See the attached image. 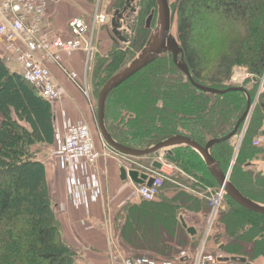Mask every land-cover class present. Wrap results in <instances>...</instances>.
<instances>
[{
    "label": "trees",
    "instance_id": "trees-1",
    "mask_svg": "<svg viewBox=\"0 0 264 264\" xmlns=\"http://www.w3.org/2000/svg\"><path fill=\"white\" fill-rule=\"evenodd\" d=\"M142 2L133 28L138 40L143 41L150 32L147 18L156 4L155 0ZM177 17V39L193 79L202 86L226 92L199 89L177 67L172 54L163 53L108 95L107 129L125 146L146 149L174 135L189 137L205 146L209 140L232 132L246 110V93L228 90L237 86L248 89L233 84L237 68L246 69L249 75L244 84H250L248 92L252 99L261 84L264 88V0H178ZM132 42L130 48L139 41ZM128 53L126 45H114L104 64L106 74L97 77L101 83L125 65ZM169 67L177 77L165 76L164 69ZM0 116V264H79L76 251L62 235L45 163L31 152L37 144L56 142L52 102L44 99L22 73L11 68L1 53ZM263 125L261 95L234 164L231 166L236 150L232 138L210 150L225 173L231 168L230 181L240 192L261 204H264V174H254L248 164L250 158L263 150L253 145V138L264 129ZM154 156H146V166ZM163 158L198 178L200 187L195 188L208 197L219 190L203 158L191 147H177ZM166 183L176 187L180 182L169 177ZM188 188L193 189L192 185ZM186 196L178 194V198ZM199 204L198 211L209 215L207 196ZM223 204L218 221L226 232L215 235L217 241L221 237L226 240L222 249L253 261L250 255L242 253L249 244L255 251L254 257L264 256V214L241 206L227 195ZM233 214L246 215L248 221L242 220L238 225L226 222Z\"/></svg>",
    "mask_w": 264,
    "mask_h": 264
},
{
    "label": "crops",
    "instance_id": "crops-1",
    "mask_svg": "<svg viewBox=\"0 0 264 264\" xmlns=\"http://www.w3.org/2000/svg\"><path fill=\"white\" fill-rule=\"evenodd\" d=\"M72 2L79 7L74 6ZM112 2V9H115L117 0H112ZM95 3V0H51L47 18L49 28L65 36L68 32L69 19L82 16L90 21L92 15L89 13L99 6ZM101 12L111 16L108 0H104V9ZM110 23L111 20L103 25L105 30L97 37L100 38L103 35L106 38L111 37L112 31L108 29ZM79 54L81 57H87L82 50L73 54H64L62 65L67 71L80 74L82 77L80 82H83L86 67L75 65V57ZM9 65L15 70L18 68L12 61ZM48 66L55 80L64 90L62 98L52 102L56 136L65 135L69 122L85 121L93 127L94 106L86 98L78 82L70 79L68 73L60 65L50 62ZM97 139H95V147L103 151L102 144ZM166 153L167 150L156 152L149 166ZM129 164L111 154L101 155L89 166L90 173L95 174L99 181L100 196L97 201L90 202L88 205H78L68 197L67 173L61 167L60 161L56 165L45 163L49 191L62 235L76 251L79 264H124L127 258L143 255L150 256L156 264H163L170 261L175 262L176 258L181 257L183 251H186L188 255L182 257L179 264H196L202 245L208 253H219L224 257L235 256L222 249L226 241L224 238L221 237L218 241L215 238V235L226 232L220 222L216 225L218 230L213 227L208 232L209 234L207 233L209 215L206 216V212L198 211L195 207L198 203L197 194L187 187L177 188L171 183H166L156 199H143L136 193V183L129 177L126 180L121 178L120 168L125 166L129 170L132 166ZM162 169L167 173L173 171L172 167L165 163ZM173 172L175 179L186 177L177 167ZM170 182L175 184L173 181ZM168 185L172 187L168 189ZM179 193L187 194L192 203L185 204L184 197L178 198ZM189 227L195 231L189 232L187 230ZM140 235L142 239L139 238ZM246 258L252 264H264L262 255L254 258L253 261Z\"/></svg>",
    "mask_w": 264,
    "mask_h": 264
},
{
    "label": "built area",
    "instance_id": "built-area-1",
    "mask_svg": "<svg viewBox=\"0 0 264 264\" xmlns=\"http://www.w3.org/2000/svg\"><path fill=\"white\" fill-rule=\"evenodd\" d=\"M50 2L51 0H0V53L8 64L12 61L18 67L17 70L35 86L44 99L55 102L64 95L63 88L55 80L48 66L50 62L60 65L68 73L69 78L78 82L85 95L89 97L88 89L78 80L77 73L67 71L62 65V56L79 50L89 55L94 47L96 27L108 23L109 16L96 6L90 21L82 16L69 19L68 32L64 36L48 26ZM101 141L104 151L95 147L91 127L85 121L69 122L65 135L56 136L55 146L59 148L60 164L67 173L68 197L78 205H88L97 201L101 193L99 181L95 174L90 173L89 166L104 153L112 154L114 151L124 157L104 139ZM254 143L264 149V135L258 134ZM159 159L163 164L172 167L173 171L175 170V166L165 161L163 157ZM129 163L132 165L130 168L140 169L154 178L150 186L146 183L136 184V193L146 200L156 199L165 181L169 177H175L173 171L167 173L152 166H141L134 158L129 159ZM225 195L223 188L210 194L209 201L214 210L218 211L222 207ZM207 222L208 233L218 224V214H209ZM187 255V252L183 251L175 262L179 264L180 259ZM223 258L225 257L222 254L206 252L202 245L196 264H234ZM175 262L163 264H175ZM124 264H156V262L150 256L143 255L127 258Z\"/></svg>",
    "mask_w": 264,
    "mask_h": 264
},
{
    "label": "water",
    "instance_id": "water-1",
    "mask_svg": "<svg viewBox=\"0 0 264 264\" xmlns=\"http://www.w3.org/2000/svg\"><path fill=\"white\" fill-rule=\"evenodd\" d=\"M157 8L152 10L150 15L147 18L146 27L148 29L152 28V23L154 21L155 15L157 14V25L154 28L153 32H151L146 45L142 48L141 52L138 54L136 58H134L127 66L123 67L120 71L115 73L113 76L109 78V80L103 85L98 97V108H97V123L104 140L111 146L113 149L118 151L120 154L132 156V157H144L155 154L161 150H167L168 153H172L173 149L181 146H188L197 151L201 157L203 158L205 164L207 165L208 170L212 174V176L217 181L219 187L224 189V192L231 199L236 201L241 206L257 212L264 214V204L258 203L252 199L244 196L240 190L230 181V172L231 168L227 173L223 171L220 166V162L213 158L211 155V148L223 141H226L233 137L237 131L239 130L242 122L245 121V126L243 128V134L240 138V143L235 152L238 153V148L242 142L243 135L248 127V122L253 110V101L252 98L244 87L237 86L232 87L228 90H241L247 95V107L242 116L238 119L234 129L228 135L222 138L211 139L207 142L205 146L199 144L193 139L183 136V135H174L166 140H163L157 144H154L146 149H136L132 147L125 146L118 141H116L112 135L109 133L106 127L105 120V111H106V102L108 95L112 90L117 88L120 84L128 80L134 74L142 70L144 67L148 66L156 59H158L163 53H171L173 56V60L177 67L184 72L190 81L199 89L212 92V93H224L226 91H221L218 89L205 87L198 84L192 77L189 67L187 63L183 59V50L178 42V39L172 34V26L174 24L175 15L177 11V2L171 7L169 0H155ZM135 0H126V7H124L123 11L116 10L115 13L111 17V27L112 33L111 37L115 42L121 41L122 43L128 44L130 41L124 36V30L126 28H130L126 25L127 20L133 16L134 13L137 12V8L134 5ZM131 8L130 13L124 15V12L127 8ZM121 19V21H120ZM264 99V91L261 93ZM260 135H264V129H262L259 133ZM236 153V154H237ZM234 164L232 162L231 166ZM163 166V163L160 160H154L152 162V167L156 170H160ZM121 178L123 180L128 179V177L136 184H147L150 186L154 178L149 176L148 173L141 171L137 168L127 169L125 166L120 168ZM189 232H194L193 228L187 229ZM226 261L236 262L238 264H252L247 261L246 257H225L223 258Z\"/></svg>",
    "mask_w": 264,
    "mask_h": 264
},
{
    "label": "rangeland",
    "instance_id": "rangeland-1",
    "mask_svg": "<svg viewBox=\"0 0 264 264\" xmlns=\"http://www.w3.org/2000/svg\"><path fill=\"white\" fill-rule=\"evenodd\" d=\"M95 1H96L95 4L99 5V10L102 11L104 9V0H95ZM108 1H109V8H110V13L109 14L111 16L115 12V10L118 9V6H121V7L123 5L125 6V2L123 0H120V1L117 0V3L115 4V7H114L115 9H112L113 8V2H112V0H108ZM177 1L176 0L171 1L170 2L171 7H173V5ZM135 3H136L137 12L135 14L134 19L132 20L131 29H130V31L127 32L128 39L131 40V43L129 45H126V49H128V51H129L128 58H127V62L125 63V65H123L118 71L123 69V67L127 66L134 58H136L138 56V54L141 52L142 48L146 45V42H147L151 32H153L154 28L157 25V14H156L155 18H154V21L152 23V28L150 29V32H149L147 40H143V41H142V39L138 40L139 38L137 37V34L135 32V28H133V26H135L137 24V20H138V18L140 16V10H141V6H142L143 2H142V0H135ZM72 4L74 6H76V7H79V5H77L75 2H72ZM155 8H157V5H156ZM89 14L92 15L91 12ZM177 18L178 17H177V11H176L174 24H173L172 30H171L172 34L176 38H177V23H178ZM108 26H109L108 29L111 32L112 31L111 30L112 29L111 25L109 24ZM104 30H105V28L103 27V25H100V26L96 27L95 32H94V37L95 38L93 39L94 40L93 41V46L94 47H93V50L91 51V53L89 55L86 54L87 57H85V56L81 57L80 54L77 57H75V65H78V66L84 65L86 67L85 68L86 71H85V74H84V77H83L84 79H83L82 84H83V86H85L88 89L87 91H88L89 97H87L85 95L86 98L88 100L90 98L89 101L94 106V112L92 114L93 118H94L93 127H91V126L90 127H91V131L93 133L94 139L98 138L97 140H99V142L101 144H102L101 140L103 139V137L101 135V132H100V129H99V126H98V123H97L98 97H99V93L101 91V88L109 80L110 77L103 83H101V81H100L101 79H99L97 77L101 76L102 73L106 74V71L104 69L105 68L104 64H105L106 60H108L110 58V55H111V53L114 50V45H117L116 43H114L112 41L113 40L112 37H110V38L107 37L106 38V36H104V35H103V37L101 36L100 38L97 37L98 34L101 33V32H104ZM134 40H137L139 42L136 44L135 47L130 48L132 43H133L132 41H134ZM97 45H98V47H97ZM120 45H124V44L121 43ZM120 45H118V46H120ZM74 53H76V52H74ZM102 59L104 61H101ZM100 64H101V67L99 66ZM98 66H99V68L97 69ZM72 72H74V71H72ZM117 72H115V73H117ZM164 74L167 77H171L172 75H173V77L174 76L177 77L176 73L173 71V69L171 67L164 69ZM77 76H78V80L82 81V80H80V79H82L81 75L80 74L78 75V73H77ZM248 77H249V75H248L246 69L237 68L236 71L234 72L233 77H232V82H234L233 83L234 85H243V86L245 85L248 89H251L250 84H248V83L244 84L245 80L248 79ZM262 91H264V88H263V85L261 84L259 86L258 90H257V93L253 96V99H252V101L254 103V105H253L254 107H253L249 122L251 120L252 114L254 113L256 105L258 104V102L261 99ZM1 121H2V118L0 116V124H1ZM245 121L246 120H244L242 122V124H241V126L239 128L240 129L239 132H237L233 137H231L232 138V142L235 143L236 149H237V147H238V145L240 143L241 135L243 134V128H244V126L246 124ZM249 122H248V125H249ZM106 127H107V125H106ZM245 133H244V135H245ZM244 135H243V138H244ZM256 137L257 136H255L253 138V145H255L254 140H255ZM31 152H32L33 156L36 159H39V160L43 161L44 163L47 162V163H53V165H56L60 161L59 160V148L58 147L56 148L55 145L37 144V145H35V146H33L31 148ZM236 153L237 152L234 153V157H233L232 162L233 161L235 162V160H236V157H237V154H238V153L237 154ZM104 155H109V153L108 154L104 153ZM111 155L117 157L120 161L128 162V163H129V159L138 158V157H131V156H127V155H123L124 157H121L118 153H116L114 151H112ZM138 159L139 160H137V161H138L139 165L146 166L148 164V160H147L146 156L139 157ZM248 165L251 166V169L253 170L254 174H264V149L261 152L259 151L258 154L255 155V157L250 158ZM181 173H183L186 177L176 179V181L178 180L181 183V184L179 183V186H181V187H187L188 188V186L192 185L193 189H189V190H191L192 192L197 194L198 195L197 199L199 200L198 203H197V206H195V207L199 209L200 208V205H199L200 200H203L207 196V199H208V202H209L208 205H209V208H210L208 210V206H207V210L210 212L209 214L216 213V214L219 215L222 207L219 208L218 211L214 210L212 205H211V201H209L210 195L208 197V195L204 194V192H200V190H197L200 187L198 178H196V177H194V176H192V175H190V174H188L187 172H184V171H182ZM179 177H182V176H179ZM66 181H67V179H66ZM179 186H176V187L178 188ZM171 187L172 186H170V185L167 186L168 189L171 188ZM207 191H208V189H207ZM183 202L185 204H191L192 200L188 196H186V197H184ZM201 203L203 204L204 202L202 201ZM223 203H224V201H223ZM202 204H201V206H203ZM207 210H205V211H207ZM242 220L248 221V217L246 215L233 214V215H230L227 218L226 222L227 221L230 222V223L233 222V223H236L238 225V224L242 223L241 222ZM141 233L142 232H140V234ZM139 238L142 239V235H140ZM254 252L255 251H254L253 247L250 246L249 244H247L246 251H242L243 254L250 255V257H252V259L258 258L259 257L258 255H257L258 257L257 256L254 257V254H253Z\"/></svg>",
    "mask_w": 264,
    "mask_h": 264
},
{
    "label": "flooded vegetation",
    "instance_id": "flooded-vegetation-1",
    "mask_svg": "<svg viewBox=\"0 0 264 264\" xmlns=\"http://www.w3.org/2000/svg\"><path fill=\"white\" fill-rule=\"evenodd\" d=\"M156 3V2H155ZM134 5L136 6V3H134ZM124 7H126V5L124 6H120V7H118V9L119 10H121V11H123V9H124ZM118 9H116V10H118ZM115 10V11H116ZM130 11H131V8L129 7V8H127V10L124 12V15L125 14H127V13H130ZM115 13V12H114ZM135 14L136 13H134L133 14V16L132 17H130L128 20H127V22H126V25H128L129 27L131 26V23H132V20L134 19V17H135ZM120 21H121V19H120ZM130 29H131V27L130 28H126V30H124V36L128 39V36H127V32L128 31H130ZM130 42L128 43V44H125V43H123L124 45H129L130 43H131V40L130 39H128ZM118 45H120L122 42L121 41H119V42H116ZM226 196V195H225ZM234 264H238V263H236V262H233Z\"/></svg>",
    "mask_w": 264,
    "mask_h": 264
}]
</instances>
